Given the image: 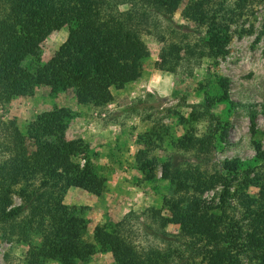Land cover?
<instances>
[{
  "label": "trees",
  "instance_id": "trees-1",
  "mask_svg": "<svg viewBox=\"0 0 264 264\" xmlns=\"http://www.w3.org/2000/svg\"><path fill=\"white\" fill-rule=\"evenodd\" d=\"M262 1L189 0L182 15L197 26H205L207 38L200 39L201 51L214 58L223 53L230 24L244 13H252L251 9ZM177 3L0 0V102L30 96L35 87L46 86L51 92L71 89L78 105L104 107L112 100L111 89L120 90L141 75L148 52L140 38V23L150 12L169 21ZM121 5L127 10L119 11ZM62 27L67 28L64 42L46 63L40 64L39 45ZM157 37L161 48L155 65L171 72L182 60L181 46L160 33ZM182 46L185 55H192L194 49L188 53L187 45ZM220 84V99H226L225 80ZM212 102L205 96L200 113L190 112L193 122L206 119L209 131L197 137L192 127L187 128L176 143L178 149L210 153L219 126L210 112ZM260 111L264 116V104ZM71 118L72 112L65 108L42 112L26 124L24 134L13 120L0 121V237L27 247L26 264H86L95 252L109 253L114 264H241L243 256L249 257L251 264H264V173L251 180L257 189L255 196L243 194L240 200L247 230L245 239L239 240L242 236L237 223H231L224 211L229 200L228 174L206 176L182 165L183 160L175 156L161 165V178L173 188L171 198L163 202L168 215L149 210L155 225L150 231L162 241L172 238L170 242L186 246L188 253L194 254L192 259L201 257L199 262L181 256L175 259V249H137L123 236L120 222L110 231L96 226L91 241H87L86 221L63 204L62 198L68 188L99 196L105 179L96 174L87 145L81 139L64 138ZM251 135H255L252 127ZM251 144L255 158L264 162L261 145L254 139ZM140 156L144 154L139 151L137 160ZM144 163L139 164L141 171L151 173ZM226 169L230 171L231 167ZM216 186L221 191L214 208L200 197ZM13 197L18 204L13 203ZM215 209L220 213L213 212ZM167 226L176 227L177 233L168 236L164 230ZM234 228L237 231L233 232Z\"/></svg>",
  "mask_w": 264,
  "mask_h": 264
},
{
  "label": "rangeland",
  "instance_id": "rangeland-1",
  "mask_svg": "<svg viewBox=\"0 0 264 264\" xmlns=\"http://www.w3.org/2000/svg\"><path fill=\"white\" fill-rule=\"evenodd\" d=\"M188 1L178 0L169 21L150 12L148 19L140 23V38L148 52L141 75L120 90L111 89L112 100L104 107L78 105L71 89L51 92L46 86H37L30 96L2 99L0 121L13 120L24 134L26 124L42 112L54 108L71 111L64 138L81 139L88 147L96 174L105 179L99 196L68 188L62 198L63 204L86 221V240L91 241L96 226L110 231L120 222L123 236L137 249H175L178 252L175 259L181 256L199 262L201 257L192 259L194 254L188 253L186 246L170 242L172 238L162 241L152 235L150 230L155 225L149 210L158 209L162 215H168L163 202L171 198L173 188L161 178V165L175 156L183 160L182 165L187 164L206 176L228 174L225 216L231 223H237L242 236L239 240L245 239L246 220L242 219L240 200L243 194L255 196L257 189L251 180L264 173V162L255 158L251 144L254 139L264 150V116L260 111L264 104V1L255 5L252 13L246 12L230 24L223 53L214 58L201 51L200 39L207 38L205 26H197L182 15ZM127 8L118 7L119 11ZM159 33L181 46L182 60L171 72L159 70L155 65L161 48ZM66 34L67 28L62 27L44 39L38 48L40 64L57 52ZM182 44L187 45L188 53L194 49L192 55H185ZM221 80H225L226 99H220ZM205 96L212 99L210 112L219 123L214 144L209 154L184 152L176 143L187 128L192 127L197 137L209 131L206 119L193 122L190 115V112L200 113ZM191 105L198 107H187ZM139 151L144 156L137 160ZM142 162L148 164L151 173L141 171ZM224 164L231 170L227 171ZM220 191L221 187L216 186L204 192L200 199L215 208ZM12 200L18 204L17 198ZM213 212L220 213L218 209ZM164 230L168 236L177 233L173 226ZM26 250L25 245L0 237V264H26ZM86 264L114 263L109 253L95 252ZM241 264H251L249 257L243 256Z\"/></svg>",
  "mask_w": 264,
  "mask_h": 264
}]
</instances>
